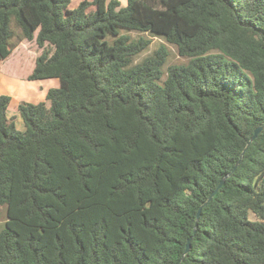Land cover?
<instances>
[{
    "label": "trees",
    "instance_id": "1",
    "mask_svg": "<svg viewBox=\"0 0 264 264\" xmlns=\"http://www.w3.org/2000/svg\"><path fill=\"white\" fill-rule=\"evenodd\" d=\"M69 4L0 0V62L58 80L0 94V264H264V128L193 233L264 123V0Z\"/></svg>",
    "mask_w": 264,
    "mask_h": 264
},
{
    "label": "rangeland",
    "instance_id": "2",
    "mask_svg": "<svg viewBox=\"0 0 264 264\" xmlns=\"http://www.w3.org/2000/svg\"><path fill=\"white\" fill-rule=\"evenodd\" d=\"M120 4L123 6L126 4V0H119ZM79 0H70L69 7L73 8L78 4ZM143 34V33H142ZM132 38H137L141 33L138 32H130ZM146 38H150L151 43L149 44L148 48L136 56L135 62H138L149 56L153 53V50L160 44H165L168 49V57L166 64L176 63L183 61V58L179 57L176 48L165 42L163 39L159 37L151 36L150 34L144 33L143 34ZM46 47V46H43ZM43 47L38 46L35 39L32 40H23L16 48L11 52L9 56L6 57L3 61L0 62V94H10L11 91H14L13 94L16 92H21L26 90H30V93H38L42 94V92L47 87H52L53 84H56V79H41V81H28L26 76L31 72L35 58L42 52ZM32 83H40L42 87L36 86ZM33 85V86H31ZM32 91V92H31ZM45 99V95H44ZM36 103L38 101H30ZM14 99L11 98L9 106L13 108ZM16 125L19 127L23 126L21 119L17 118ZM6 220V207H0V230L4 228Z\"/></svg>",
    "mask_w": 264,
    "mask_h": 264
},
{
    "label": "water",
    "instance_id": "3",
    "mask_svg": "<svg viewBox=\"0 0 264 264\" xmlns=\"http://www.w3.org/2000/svg\"><path fill=\"white\" fill-rule=\"evenodd\" d=\"M264 128V123L257 126L254 131L252 136L250 137V139L248 140V142L246 143L245 147L243 148L241 155L239 157V159L236 161V163L234 164V166L232 167V169L226 174L224 175L218 182L217 186L214 188V190L209 194V196L207 197V199L198 207L197 211H196V220H195V224H194V229H193V233L196 230L197 227V221L200 217V212L203 206H205L207 204L208 201H210L212 199V197L217 193V191L219 190V188L223 185V183L225 182V179L230 176L233 171L236 169L237 165L239 164V161L242 157V154L245 152V150L247 149L248 145L257 137V135L261 132V130ZM190 240L191 237H189L187 239V243H186V247H185V252H187L190 248ZM179 262H177L176 264H178Z\"/></svg>",
    "mask_w": 264,
    "mask_h": 264
},
{
    "label": "crops",
    "instance_id": "4",
    "mask_svg": "<svg viewBox=\"0 0 264 264\" xmlns=\"http://www.w3.org/2000/svg\"><path fill=\"white\" fill-rule=\"evenodd\" d=\"M34 67V66H33ZM33 69V68H32ZM32 71V70H31ZM31 72H29V74H30ZM28 74V75H29ZM27 75V76H28ZM27 76H26V79H27ZM49 79H55V78H49ZM29 81V80H28ZM35 81H41L40 83H43L42 81L43 80H35ZM56 81V84H53V86L52 87H56V86H58V80L56 79L55 80ZM40 83H38V85L36 84V83H32V84H34V85H36V86H39V87H42V85L40 84ZM31 86H33V85H31ZM34 87V86H33ZM50 87H47L43 92H42V94H39L38 95V93L40 92H37V93H30V90H26V92L25 91H21L20 93L19 92H16L15 91V94H13V92L14 91H11L10 92V94L11 95H9L10 96V101H11V98H13L14 99V105H13V108H11L10 106H8V108L10 109V110H14V109H16V107H17V105H18V103L19 102H21V101H28V102H30V101H43L44 100V95L46 96V92H47V90L49 89ZM32 92V91H31ZM9 104H10V102H9Z\"/></svg>",
    "mask_w": 264,
    "mask_h": 264
}]
</instances>
